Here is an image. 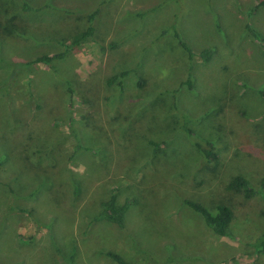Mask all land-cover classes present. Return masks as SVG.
Instances as JSON below:
<instances>
[{
    "label": "rangeland",
    "instance_id": "obj_1",
    "mask_svg": "<svg viewBox=\"0 0 264 264\" xmlns=\"http://www.w3.org/2000/svg\"><path fill=\"white\" fill-rule=\"evenodd\" d=\"M261 1L0 0V264H264ZM112 188L122 226L94 218Z\"/></svg>",
    "mask_w": 264,
    "mask_h": 264
},
{
    "label": "trees",
    "instance_id": "obj_2",
    "mask_svg": "<svg viewBox=\"0 0 264 264\" xmlns=\"http://www.w3.org/2000/svg\"><path fill=\"white\" fill-rule=\"evenodd\" d=\"M261 3H264V0L261 1ZM94 14L89 15L88 21L89 26L77 33L71 40L70 45L72 47L78 46L81 42L86 41L88 38H90L93 35L94 27L92 25ZM246 32L251 33L257 40H259L262 44L263 53H264V43L262 42L260 36L258 33L250 26H245ZM180 45L183 47V49L186 51L188 58L192 59L195 56V53L182 41L179 42ZM212 50L211 49H204L201 52H199V58L201 61L206 62L211 58ZM65 56V52H59L53 55L50 54H44L34 60V62H42L49 64L50 66L57 62L59 59L63 58ZM125 71H122L120 75L124 76ZM111 83V80L108 81ZM188 84H190V81H187ZM142 82H139V86H142ZM264 94V93H263ZM203 153L205 157L208 160H214L216 158L215 153L212 151L211 148L209 149H203ZM229 187L233 188L237 191H241L245 197H252L257 193V190L253 187L251 182L244 178L241 175L234 176L230 182ZM261 187L264 188V178L261 183ZM111 193L107 200L102 202L101 210L95 215L96 220H103L110 223H114L118 226H122L124 222L125 214L128 210V207L131 205V200L126 198L123 202L118 201V195L116 192V188L111 189ZM184 203L190 207L194 212L198 213L205 225L210 228L215 234L220 236L227 235V229L232 221L233 214L229 207L226 205H217L215 208V211H211L206 206H204L202 203L192 200V199H184ZM256 248L257 250L264 254V233L259 236L256 240ZM106 255L110 258H112L115 262L118 264H133L129 261H126L123 257H121L118 253H115L113 251L106 252Z\"/></svg>",
    "mask_w": 264,
    "mask_h": 264
}]
</instances>
